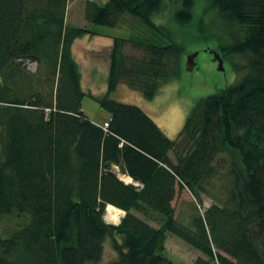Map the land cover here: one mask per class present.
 I'll use <instances>...</instances> for the list:
<instances>
[{
	"label": "trees",
	"instance_id": "1",
	"mask_svg": "<svg viewBox=\"0 0 264 264\" xmlns=\"http://www.w3.org/2000/svg\"><path fill=\"white\" fill-rule=\"evenodd\" d=\"M197 1H85L86 24L115 28L129 16L150 32L112 38L96 99L109 115L103 129L81 112L73 56L76 40L98 34L66 24L68 0H0V219L15 221L0 236V264H97L107 240L110 264H172L166 234L203 256L192 264H264V0H200L195 20ZM166 12L216 42L238 76L191 108L175 140L109 99L122 83L151 101L180 75L184 47L155 23ZM126 43L141 54L125 57ZM216 183L215 204L187 225L175 220L178 190L200 206ZM107 206L124 213L117 225L105 223Z\"/></svg>",
	"mask_w": 264,
	"mask_h": 264
},
{
	"label": "rangeland",
	"instance_id": "2",
	"mask_svg": "<svg viewBox=\"0 0 264 264\" xmlns=\"http://www.w3.org/2000/svg\"><path fill=\"white\" fill-rule=\"evenodd\" d=\"M85 1L68 0L66 24L75 27H85L98 34V36H85L77 40V44H75L73 49V56L79 66L81 88L85 94L81 102V112L93 124L102 125L103 122L107 121L109 115L99 107L96 99L102 97L106 91L110 52H107L108 50L103 44L106 37L130 39L135 42L137 40L150 39V32L139 21L129 16H122L118 27L115 28L86 24L83 20ZM93 1L98 5H104L109 0ZM164 2L167 4L168 0H164ZM203 6V1L198 0L195 7V20ZM155 23L167 26L174 33L176 41L184 47L180 75L164 86L151 101L145 100L140 93L130 90L122 83L117 85L115 90L110 93L109 99L139 108L153 120L168 139L175 140L191 108L200 99L214 95L235 83L238 76L234 73L230 61L226 59H222V71L217 70V64L212 62V56L205 52L207 49L216 51L217 44L213 40H198L196 25L179 28L169 19L168 12L158 16L157 20L155 19ZM194 53H196L194 68L191 72H187L185 69L186 58ZM122 54L125 57H137L141 53L133 44L126 43L123 46ZM237 61L243 63L241 59ZM93 68L94 75L90 73ZM27 69L30 72H34L35 64L28 63ZM104 71H106L105 74ZM170 157L172 158V156ZM225 169L224 167L222 172ZM221 195L219 183H216L212 193L203 197L202 204L198 206L186 190H178L172 202L175 220L182 225H187L194 215L203 214L204 210L215 204L216 198ZM103 219L105 223L112 225L119 223L118 220L113 221L106 210ZM14 224L13 218H1L0 236H7L13 230ZM164 256L172 264H192L197 258H203L199 252L189 248L170 234H166ZM114 260L115 254L107 240L104 243L102 258L97 264H110Z\"/></svg>",
	"mask_w": 264,
	"mask_h": 264
},
{
	"label": "water",
	"instance_id": "3",
	"mask_svg": "<svg viewBox=\"0 0 264 264\" xmlns=\"http://www.w3.org/2000/svg\"><path fill=\"white\" fill-rule=\"evenodd\" d=\"M208 55L212 56V62L217 64V70L222 71V58L218 53L214 50L207 49L205 51ZM196 57V53L189 55L186 58L185 69L187 72H191L194 68V59Z\"/></svg>",
	"mask_w": 264,
	"mask_h": 264
},
{
	"label": "crops",
	"instance_id": "4",
	"mask_svg": "<svg viewBox=\"0 0 264 264\" xmlns=\"http://www.w3.org/2000/svg\"><path fill=\"white\" fill-rule=\"evenodd\" d=\"M75 44H77V40L75 41L74 45H73V49H74V46ZM104 47L108 50L107 52L110 51V48H111V45H112V38L110 37H106L105 41H104ZM91 74L94 75V68L91 70L90 72ZM106 73V71H104V74ZM108 75V73H107ZM109 119V118H108ZM107 119V121H108ZM106 122V121H105ZM103 122V123H105ZM100 126V125H99ZM119 180H121L122 182H124L125 184H132V181L130 178L126 177V176H118Z\"/></svg>",
	"mask_w": 264,
	"mask_h": 264
},
{
	"label": "bare ground",
	"instance_id": "5",
	"mask_svg": "<svg viewBox=\"0 0 264 264\" xmlns=\"http://www.w3.org/2000/svg\"><path fill=\"white\" fill-rule=\"evenodd\" d=\"M106 211L110 214L113 221L117 220L118 215H121L123 217L124 213L121 210L116 209L112 206H107Z\"/></svg>",
	"mask_w": 264,
	"mask_h": 264
},
{
	"label": "built area",
	"instance_id": "6",
	"mask_svg": "<svg viewBox=\"0 0 264 264\" xmlns=\"http://www.w3.org/2000/svg\"><path fill=\"white\" fill-rule=\"evenodd\" d=\"M107 127H108V126H107V123H103V124H102V128H103V129H105V128H107ZM120 217H121V215H118V219H117L118 221H119ZM111 220H112V219H111ZM111 222H113V221H111Z\"/></svg>",
	"mask_w": 264,
	"mask_h": 264
}]
</instances>
